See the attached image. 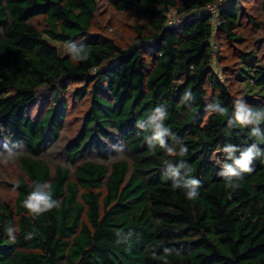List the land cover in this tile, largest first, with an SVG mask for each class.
<instances>
[{
    "label": "trees",
    "instance_id": "1",
    "mask_svg": "<svg viewBox=\"0 0 264 264\" xmlns=\"http://www.w3.org/2000/svg\"><path fill=\"white\" fill-rule=\"evenodd\" d=\"M96 1L0 0V138L23 151L13 196L0 197V264H264V117L229 123L234 102L264 111V0H223L216 28L203 14L166 22L218 0H106L135 20L137 45L126 48L89 35ZM72 48L88 59L74 60ZM70 82L82 83L73 99L88 103L50 168ZM44 88L47 101L30 117ZM156 108L165 118L150 123ZM156 124L170 129L164 147L152 139ZM253 144L260 155L239 180L207 160L217 150L231 165ZM181 164L174 189L164 177ZM188 179L200 181L192 200ZM44 183L58 207L33 218L22 204Z\"/></svg>",
    "mask_w": 264,
    "mask_h": 264
},
{
    "label": "rangeland",
    "instance_id": "2",
    "mask_svg": "<svg viewBox=\"0 0 264 264\" xmlns=\"http://www.w3.org/2000/svg\"><path fill=\"white\" fill-rule=\"evenodd\" d=\"M96 6L97 8L92 20L93 27L89 30L90 36L94 38H109L121 48L137 45L136 40L133 39L134 36L131 34V27L134 25L135 20L131 19L127 14L119 13L113 10L106 0H97ZM30 23L38 29L44 26L42 17H36L32 19ZM215 37L216 36L214 34L213 39L217 41V38L215 39ZM79 41L80 39L78 38L75 43H78ZM49 45L57 49L61 56L67 55L71 46L69 44L55 42H49ZM239 51L248 52L249 47H239ZM225 55H228V60L231 59L232 61V58L235 59V56L237 55V50H233V47H230L227 49V54ZM212 66L216 69L214 62L212 63ZM81 85L82 83L79 82H70L66 87V92L64 93V97L67 100L65 120L58 140L53 146L52 150L49 152V156H47L50 168L61 159L59 150L61 146L76 133L83 112L87 106V97L81 101H76L73 99V90L79 88ZM49 92V88H44L39 91L35 101L28 110V115L30 117H33L37 113L39 106L41 107V105L47 101ZM246 101L248 103H253L257 101V98L248 97L246 98ZM5 145L6 144L3 138H0V153H4L6 155ZM7 148L11 149L15 153H19V155L16 158L10 160L7 164L3 163V157H0V197L3 199H9L13 196L12 185L15 181V178L21 174L18 167V157L23 154V151L20 148H11L8 146ZM207 160L210 163L217 165L218 171H223L222 157H220L217 150L211 151ZM109 161L112 162L114 160L110 159Z\"/></svg>",
    "mask_w": 264,
    "mask_h": 264
},
{
    "label": "clouds",
    "instance_id": "3",
    "mask_svg": "<svg viewBox=\"0 0 264 264\" xmlns=\"http://www.w3.org/2000/svg\"><path fill=\"white\" fill-rule=\"evenodd\" d=\"M167 26V25H166ZM72 58L74 60H87L88 56H81L80 51L76 50L75 48L71 49ZM237 105V110L235 114V120L229 121V123H236L239 126H247L249 124H259L262 122V117H264V111H255L249 107L243 106L239 104V102H234ZM211 107V106H210ZM214 112H219L223 115L227 110L226 109H219L218 106L213 108ZM165 118V112L161 108H156L155 114L152 116L150 123H155L157 120H162ZM139 127H143L142 124L138 125ZM170 129H163L160 124H156L155 127V135L152 137L155 143H158L161 147L165 146V137L169 134ZM251 135H256L254 131ZM238 149L229 145L228 147L224 148L223 151L227 154L229 159H233V154ZM170 154H172V150H168ZM5 152L0 153V157H3V163L7 164L10 160L16 158L19 153L13 152L11 149L7 148L5 145ZM188 152L187 147H182L180 155H186ZM260 155L259 150L256 148V145L253 144L251 147L247 148L246 150L241 151L239 159H233V164L229 165L227 163L223 164V171L219 173L220 176L224 177L227 180H231L232 178H237L238 180L242 178V174L244 173H251L253 169L250 167L252 162L256 160ZM184 167L181 164L179 167L173 168L169 166L168 172L165 175L164 179L171 178L173 183V188L176 189L180 187L179 182V173L180 169ZM50 185L48 183H44L43 185H37L34 187L27 198L23 201L22 206L26 209L28 215L32 216L33 218L38 217L39 215L50 211L51 209L58 207L57 201L52 199V193L50 190ZM184 187L188 189L186 198L188 200H192L198 196V192L196 191L197 188L200 187V181L197 179H188L184 181ZM225 187H232L238 188L239 185L235 184H228ZM14 229L8 228L7 232L10 237H12ZM30 238V236L28 237Z\"/></svg>",
    "mask_w": 264,
    "mask_h": 264
},
{
    "label": "built area",
    "instance_id": "4",
    "mask_svg": "<svg viewBox=\"0 0 264 264\" xmlns=\"http://www.w3.org/2000/svg\"><path fill=\"white\" fill-rule=\"evenodd\" d=\"M222 3H223V0H218L215 3H211V4L206 5L202 9H198V10H194V11H190V12H185V13L179 15L178 17H174V18L172 17L166 22V25H167V27L177 26L180 23L184 22L187 18L197 17V16L203 14V15H206L210 18V24L213 26V28H216V26L218 25L217 12H218L219 7L221 6ZM213 47H214V49L216 48L215 44L213 45Z\"/></svg>",
    "mask_w": 264,
    "mask_h": 264
}]
</instances>
